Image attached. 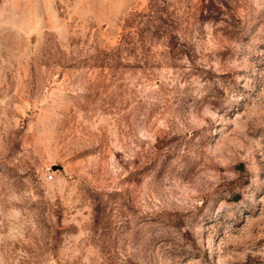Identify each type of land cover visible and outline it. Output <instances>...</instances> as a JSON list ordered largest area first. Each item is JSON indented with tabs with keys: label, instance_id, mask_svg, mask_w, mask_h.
<instances>
[{
	"label": "rangeland",
	"instance_id": "obj_1",
	"mask_svg": "<svg viewBox=\"0 0 264 264\" xmlns=\"http://www.w3.org/2000/svg\"><path fill=\"white\" fill-rule=\"evenodd\" d=\"M0 264H264V0H0Z\"/></svg>",
	"mask_w": 264,
	"mask_h": 264
}]
</instances>
